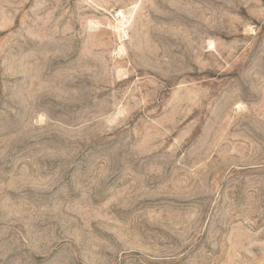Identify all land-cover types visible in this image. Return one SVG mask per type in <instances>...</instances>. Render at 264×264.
Returning a JSON list of instances; mask_svg holds the SVG:
<instances>
[{
    "label": "rangeland",
    "instance_id": "1",
    "mask_svg": "<svg viewBox=\"0 0 264 264\" xmlns=\"http://www.w3.org/2000/svg\"><path fill=\"white\" fill-rule=\"evenodd\" d=\"M0 264H264V0H0Z\"/></svg>",
    "mask_w": 264,
    "mask_h": 264
}]
</instances>
